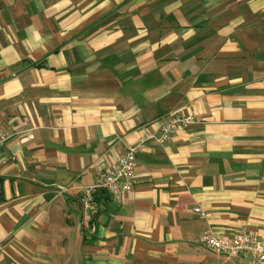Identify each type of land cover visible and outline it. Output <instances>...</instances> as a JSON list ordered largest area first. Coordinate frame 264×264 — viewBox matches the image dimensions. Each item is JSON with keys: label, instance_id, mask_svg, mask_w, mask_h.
I'll return each instance as SVG.
<instances>
[{"label": "crops", "instance_id": "obj_1", "mask_svg": "<svg viewBox=\"0 0 264 264\" xmlns=\"http://www.w3.org/2000/svg\"><path fill=\"white\" fill-rule=\"evenodd\" d=\"M136 158L119 204L80 195ZM0 264H252L196 245L264 235V0H0Z\"/></svg>", "mask_w": 264, "mask_h": 264}, {"label": "built area", "instance_id": "obj_2", "mask_svg": "<svg viewBox=\"0 0 264 264\" xmlns=\"http://www.w3.org/2000/svg\"><path fill=\"white\" fill-rule=\"evenodd\" d=\"M197 123L195 116L177 110L156 120L157 130L148 133L137 142L125 145L124 152L112 161L103 159L95 168L96 179L91 186L85 187L80 195L81 226L100 214L98 199L106 196L114 204H119L131 191L136 177V158L152 142L164 145L169 142L178 129L189 128ZM6 138L0 135V146ZM196 245L211 254L237 260L247 258L252 264H264V235H258L244 228L230 234L205 231L196 240Z\"/></svg>", "mask_w": 264, "mask_h": 264}, {"label": "trees", "instance_id": "obj_3", "mask_svg": "<svg viewBox=\"0 0 264 264\" xmlns=\"http://www.w3.org/2000/svg\"><path fill=\"white\" fill-rule=\"evenodd\" d=\"M106 197V196H105Z\"/></svg>", "mask_w": 264, "mask_h": 264}]
</instances>
